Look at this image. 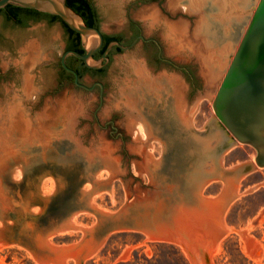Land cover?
I'll return each instance as SVG.
<instances>
[{"label":"rangeland","instance_id":"374dc122","mask_svg":"<svg viewBox=\"0 0 264 264\" xmlns=\"http://www.w3.org/2000/svg\"><path fill=\"white\" fill-rule=\"evenodd\" d=\"M92 2L104 34L127 41L140 30L159 42L165 58L190 70L188 81L158 65L157 52L140 41L112 54L99 78L103 91L87 90L60 68L69 39L61 21L5 30L0 264H264V167L248 144L223 150L212 102L258 0ZM97 81L83 72L86 86ZM102 146L119 161L117 169L92 164L89 156ZM247 164L254 167L243 173ZM91 175L110 183L94 190ZM226 180L236 190L220 216L221 228L230 230L218 236L209 222L202 228L191 219L203 213L192 207L223 192ZM154 192L159 205L151 215L176 221V236L110 230L88 252L87 231L99 237L109 229L103 215ZM87 198L91 208H81ZM184 205L188 211L175 209ZM63 221L69 225L60 229ZM63 249L77 254L65 256Z\"/></svg>","mask_w":264,"mask_h":264},{"label":"water","instance_id":"95a60500","mask_svg":"<svg viewBox=\"0 0 264 264\" xmlns=\"http://www.w3.org/2000/svg\"><path fill=\"white\" fill-rule=\"evenodd\" d=\"M8 4L57 15L71 30L80 34L85 53L68 50L63 53L61 62L65 68L76 75L75 83L89 90L92 88L78 82L77 72L67 67L65 59L69 54L82 59L88 67L98 68L114 45L122 50H127L139 39H145L143 35H140L128 46H124L116 40L111 41L105 50L104 57L98 63L91 64L90 60L94 54L103 47V32L98 27L87 25L84 18L67 4V0H0V8H4ZM212 102L216 124L224 136L223 150L237 142L248 144L256 150V164L259 167H264V0H258ZM194 141L193 139L189 140L188 145L193 146ZM196 143L198 142L196 141ZM89 157L96 168L106 166L115 170L119 166V161L113 156V153L107 150L106 146L95 148ZM253 167V164H247L243 166L242 171L243 173L249 172ZM212 174V171L207 175L201 174L198 179L203 180ZM91 178L94 182V190H97L101 185L107 186L110 183V181L98 182L92 175ZM226 184L223 192L214 196L215 199L198 198V205L192 208L203 211L212 209L213 212V208L218 207L215 209L221 216L236 190L235 181L230 184L227 181ZM86 195L89 198L91 193ZM162 196L172 197L173 193L164 191ZM158 197L159 194L155 195V192L151 195H139L134 201H128L118 212L103 215V220L109 224V229L105 228L99 237L93 236L92 231H87L89 236L88 252L93 253L102 242L106 232L110 230L130 228L145 232L155 238L172 239L175 234L174 228L178 227L176 221L161 222L155 215H151V209L157 208L156 206L159 205ZM88 198L80 205L81 208H91ZM175 209L188 211L185 205ZM68 225V221H63L59 223L58 227L63 229ZM61 252L65 256H76L77 254L73 249H63Z\"/></svg>","mask_w":264,"mask_h":264},{"label":"flooded vegetation","instance_id":"af4514ba","mask_svg":"<svg viewBox=\"0 0 264 264\" xmlns=\"http://www.w3.org/2000/svg\"><path fill=\"white\" fill-rule=\"evenodd\" d=\"M49 14V13H48ZM55 15L53 14H49V15H42V14H35V13H28L27 14V17L25 18L24 21H19L16 17L12 16L11 15V12L9 10H2L0 11V19L3 21V26L0 28V39H2V41L5 40V38L3 37V35L5 34V30L9 29V30H14V29H18V28H24L26 27L27 25H29L30 23H38V22H41V21H44L46 19H48L49 21H61L60 19L56 18V17H53ZM62 22V21H61ZM63 23V22H62ZM100 28V26L98 27ZM66 29V28H65ZM67 31V30H66ZM67 34H68V44L66 45V48H65V51H68V50H75V49H80V48H83V42H82V39H78L77 36L75 35H71L70 33H68L67 31ZM104 44L107 40L106 38V34H104ZM140 35H143L142 32L140 30L136 31L134 33V35L129 38L127 41L121 39L120 37H117V38H114L112 39L111 41H119L121 44H123L124 46H128V45H131L134 40L140 36ZM216 35V34H215ZM218 35V33H217ZM144 36V35H143ZM145 37V36H144ZM8 41V40H7ZM110 41V42H111ZM140 41H142L143 45L146 47V48H150L151 51L152 50H155L157 52V63L158 65L159 64H162V65H165L167 67H171V68H174L175 70L181 72L186 80L188 81V78L186 77V75L188 74V72L190 71L187 67H184V66H179L178 64L172 62L171 60L165 58L163 55H162V48L159 44V42L152 38V37H145V39H139L137 43H135L134 45H132V47H130L129 49L127 50H130L132 48H134ZM109 42V43H110ZM103 44V46H104ZM108 46V45H107ZM103 48V47H102ZM101 49H99L95 54H94V57L97 59V60H100L104 57L105 55V50L102 52ZM107 48V47H106ZM117 48H119L117 45H114L112 47V49L106 54V57L105 59H103L102 61V65L98 68H91V67H88L86 65V63L78 58L77 56L73 55V54H69L66 59H65V62H66V65L67 67L75 70L78 74V82L85 85L83 82H82V76H83V72H87L88 74H91L92 76H94L98 81L95 82L92 86H88V87H91L93 89H95L97 86L101 89V91H103L104 89V86L101 84V82H99V78L101 76V74H103L104 70H105V67L107 66L108 62L111 60V56L112 54L118 50ZM119 51H126V50H122L119 48ZM84 53H85V50H84ZM63 55V54H62ZM61 59H62V56L60 58V68L62 69V71L68 75V77L72 78L73 79V82L74 84L75 83V79H76V75L68 70L67 68H65L63 65H62V62H61ZM190 78H194V75L192 74V76H190ZM190 82V81H189ZM191 83V82H190ZM77 86H79L78 84H76ZM192 85V83H191ZM81 87V86H80ZM83 88V87H82ZM86 89V88H84ZM89 90V89H87ZM115 126H113V130H112V133H114L116 131V128H114Z\"/></svg>","mask_w":264,"mask_h":264},{"label":"trees","instance_id":"16d2710c","mask_svg":"<svg viewBox=\"0 0 264 264\" xmlns=\"http://www.w3.org/2000/svg\"><path fill=\"white\" fill-rule=\"evenodd\" d=\"M67 4L84 18L87 25L99 27V22H100L99 15H98L97 9L94 6L92 0H67ZM2 10H9L11 12V15L16 17L19 21H24L28 13L42 14L46 16L49 15L48 13H45V12H40L35 9L24 8V7L16 6L13 4H8L4 8H0V11ZM53 17H56L63 22L68 33H70L71 35L77 36L78 39L81 38L80 34L71 30L59 16L55 15ZM106 38L107 40L101 50L102 52L106 49L109 42L112 39L117 38V36L106 35ZM117 49L119 50V48ZM75 50L80 53H84L83 48L75 49Z\"/></svg>","mask_w":264,"mask_h":264},{"label":"bare ground","instance_id":"6f19581e","mask_svg":"<svg viewBox=\"0 0 264 264\" xmlns=\"http://www.w3.org/2000/svg\"><path fill=\"white\" fill-rule=\"evenodd\" d=\"M215 33H217L215 31ZM217 35V34H216ZM189 36V35H188ZM187 36V38H188ZM174 38V42H175V35L173 36ZM178 39V37H176ZM200 39L203 40L202 37H199ZM198 41H201V40H198ZM179 43V42H178ZM173 48H175V44H173L172 46ZM198 57L200 58L201 60V55H198ZM139 70H142V68H139ZM207 199H215V197H208ZM215 208H218V207H215ZM213 208V212H212V209H208V210H205L204 211L202 210L203 213H201V215H196L194 216L193 218L191 219H195L196 222L199 223V226H201L202 228L205 227L208 222H209V226L208 228L211 229L213 231V233H215V235H218L220 233V231H222L223 233L226 232L229 228H226V227H222L221 228V218H220V214L216 211V209ZM224 225V224H223ZM221 229H220V228ZM194 228V227H193ZM230 230V229H229ZM222 233V234H223ZM208 236V235H207ZM219 236V235H218ZM219 238V237H218ZM166 239H169V238H166ZM211 240V239H210ZM213 240V239H212Z\"/></svg>","mask_w":264,"mask_h":264}]
</instances>
